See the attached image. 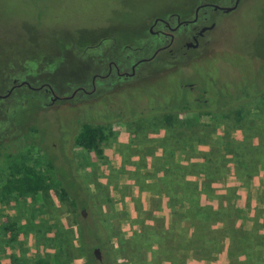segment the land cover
<instances>
[{
    "label": "rangeland",
    "instance_id": "374dc122",
    "mask_svg": "<svg viewBox=\"0 0 264 264\" xmlns=\"http://www.w3.org/2000/svg\"><path fill=\"white\" fill-rule=\"evenodd\" d=\"M204 1L217 2L0 0V94L12 79L39 86L19 85L0 97V186L8 166L20 162L32 165L46 184L25 197L0 196V264H87L76 226L80 209L71 203L83 189L100 212L118 264L264 263V242L251 243L260 249L252 259L236 252L221 219L209 224L215 230L209 238L219 243L205 248L207 235L190 225L193 215L167 205L179 198L175 173L181 175L184 165L195 172L204 161L219 175L221 164L228 169L223 182L211 180L212 195L238 182L230 146L221 161L204 153L222 139L244 140L248 146L243 141L235 151L252 174L248 187L236 191V203L248 205L253 220L246 225L256 222L254 234L264 236V0H238L229 11L201 7L207 20L197 27L214 22L204 32L207 42L181 58L180 51L166 49L147 57L167 41L149 32V26L164 29L154 17H169L173 25L170 13L189 19ZM107 57L124 67L147 59L132 77L116 84L110 78L103 93L86 92L90 71ZM245 92L261 94L228 110L175 109L187 98L208 94L214 102ZM84 122L102 128L100 154L74 144ZM193 172L184 178L200 180ZM205 195L201 203L215 207L217 198ZM241 218H234V227Z\"/></svg>",
    "mask_w": 264,
    "mask_h": 264
},
{
    "label": "trees",
    "instance_id": "16d2710c",
    "mask_svg": "<svg viewBox=\"0 0 264 264\" xmlns=\"http://www.w3.org/2000/svg\"><path fill=\"white\" fill-rule=\"evenodd\" d=\"M260 94V92L254 94L245 92L243 95H240L236 99H231V97L229 96H224L221 97L219 101L214 100V102L211 101L213 99H209L208 94H205L203 95V99L201 98L199 100H195L194 98H187V100H185L179 107L175 109L184 110L187 112H191L192 110H202L207 112L213 109L228 110L235 103H245L246 101L256 98ZM102 138V128L99 125H91L84 122L80 125L78 132L74 136L73 142L77 146L85 149H93L96 154H100L101 151L97 147V142L99 140H102ZM243 141L244 140L240 141L236 139H222L218 141V146L215 151H207L204 153V155H213L214 157L216 156L217 159L221 161L224 155L227 154V146H230L229 150H231L233 154V160L237 163L234 164L233 167V172L235 173L234 177L238 179L239 184L235 180V183L233 182L232 185L223 186V189H225L223 193L212 195L210 187V183L212 182L211 180L217 179L218 181L223 182L228 173V169H223L224 165L221 164V166L218 167L220 169L219 175L216 171L217 166H215L212 171L206 165L204 166V161L195 164L198 165V168L195 170V172L190 171L191 169L194 170L192 165H184L182 167L186 168H184V171H182L181 175L177 172L175 173L177 174L176 178H181V180L175 181L177 186L174 189V191H180L179 198H173L174 201H171L169 199L167 201V205H171V210L175 209L174 206H176L183 212L184 216H187L188 214L193 215L192 217H189L192 221V224L190 223V225L193 226V228H201V231H205V234L207 235V239L204 241L205 245L203 247L209 245L211 248L219 243L216 240L209 238V233L215 231L209 227V224H212L216 220L223 219L224 222L223 225H220V228H224L226 230L225 233L230 234L228 238L231 242V246H235L238 248L236 252L243 251L252 259V256H258L257 251H260V249H257L255 247L250 248L251 243H253V241H256L262 247L264 236L261 234H254V229L252 228L257 225L256 222L253 221L254 223L250 222L249 226L246 225L248 221L253 220L252 218H250L248 205L240 207V205H237L236 203L238 199L236 191L239 187H248V183L251 180L252 174L251 167L249 165L242 166L240 162H242L244 159L235 151L237 144H241L243 143ZM247 144V142L244 143V148L245 146H248ZM173 150V153L172 151H170V154L172 155L176 151V148H174ZM204 160L207 161V158H204ZM49 166H51V164ZM175 169H178V166ZM192 172L193 174L199 175L200 180H189L184 178L186 174H191ZM224 172L226 173L224 174ZM45 185L46 184L44 176L37 172L32 165L25 162L11 163L8 166L6 178L0 186V196L14 194L18 197H25L27 195L36 193ZM165 185L167 186L166 182ZM85 190L86 189H83L81 192L75 191L73 193L74 199H72L71 201V203L77 209H80L78 218L76 220V226L79 234L80 246L83 249V257L85 259V262H87V264H118L115 257L114 247L106 239V228L101 219L100 212L93 203L90 195ZM200 193H206L207 195H205V198L207 200L217 198V205L213 207L209 203H201L199 196ZM172 194L175 195L174 192ZM185 194L186 196H183ZM259 201L258 204L261 205ZM262 208H264V206ZM84 213H86L85 217L83 216ZM237 216L243 218H241V220L239 221V225L237 227H234V218ZM206 227L210 229H206ZM235 231H239L241 233V237L235 236ZM94 248H98V251H100L102 254L99 261L93 255L92 251ZM207 248L209 249V247ZM233 262L234 264H245L238 262L236 258L233 259ZM156 264H161V261L159 263L157 262Z\"/></svg>",
    "mask_w": 264,
    "mask_h": 264
},
{
    "label": "flooded vegetation",
    "instance_id": "af4514ba",
    "mask_svg": "<svg viewBox=\"0 0 264 264\" xmlns=\"http://www.w3.org/2000/svg\"><path fill=\"white\" fill-rule=\"evenodd\" d=\"M234 1L235 0H233V2ZM225 3H226L225 0H217V2L215 3L207 2V1L200 2L194 7L193 15L189 19L187 18L180 19L179 18L180 15L178 13L172 12L170 13V16L171 15L175 16V22L173 25H171V20L169 19V17H166V18H163L161 16L154 17L152 20V23L153 24L157 22L161 23L166 31L160 28L152 29V27L149 26V29H148L149 32L160 37L162 40L161 42H164L165 40L167 41L165 43L158 45L153 50L151 55L147 57L148 58L154 57L156 52L166 49V52L168 54H177L180 51V58H181V55H184L187 50H197L201 44L200 41L203 40V43L207 42L206 41L207 39L204 40L205 39L204 32L207 30H212L214 27L213 21H210L208 24H201L199 27H197L198 26L197 24L199 21L207 20L206 11L203 10L201 11V14H199V9L201 7H209L212 10L224 11L220 7L229 6ZM214 5L216 6V8L213 7ZM211 24H213V26L210 29H205L200 34L198 33L201 27L208 26ZM188 43H191V45L188 46ZM181 48H183V50H181ZM147 57H140L139 59H136L135 61L131 62L128 67L122 66L120 60L118 59L107 57V60L101 63V67H98L95 65V67H93V69L90 71L89 73L90 74V77H89L90 89L86 92L93 93L94 91H97L99 93L101 91V93H103L106 90L103 87L107 83V81L110 80V78H112L114 81V84H116L125 79H128L129 77H132L136 72L137 64L143 60H146ZM11 82L12 84L10 85V87L6 90L4 94H0V97L2 98L6 97L13 88L19 85H23L27 88H35V89L39 87V86L32 87L30 82L24 78L20 81H16V79H12ZM41 84L46 85V83H41ZM77 88H81V90L85 92V90L82 87H77Z\"/></svg>",
    "mask_w": 264,
    "mask_h": 264
},
{
    "label": "water",
    "instance_id": "95a60500",
    "mask_svg": "<svg viewBox=\"0 0 264 264\" xmlns=\"http://www.w3.org/2000/svg\"><path fill=\"white\" fill-rule=\"evenodd\" d=\"M237 2H238V0H235V1L232 3V5H229V6H222V7H220V8H222L224 11L232 10L233 8H235ZM213 7L216 8L215 5H214ZM212 26H213V24L208 25V26H203V27H201V28L199 29L198 33L200 34L202 31H204L205 29H210ZM189 45H191V43H188V46H189ZM97 252H98V248H94V250H93V255H94V257L99 258Z\"/></svg>",
    "mask_w": 264,
    "mask_h": 264
}]
</instances>
